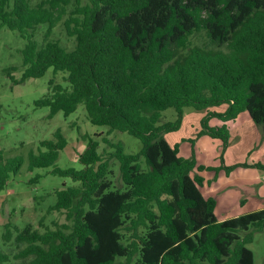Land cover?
<instances>
[{
    "label": "trees",
    "instance_id": "16d2710c",
    "mask_svg": "<svg viewBox=\"0 0 264 264\" xmlns=\"http://www.w3.org/2000/svg\"><path fill=\"white\" fill-rule=\"evenodd\" d=\"M41 24L39 43L33 30ZM57 25L72 48L49 38ZM2 26L26 38L14 83L49 68L63 72L65 85L52 77L35 100L49 117L82 103L91 123L127 132L141 148L125 153L121 142L103 138L119 163L115 185L93 135H82L80 169L56 165L68 143L60 129L40 140L28 169L53 166L52 173L70 177L48 208L66 222L43 229L27 223L15 235L5 223L10 246L0 249V264H254L246 246L252 232H241L264 229V207L217 219L215 199L200 189L204 178L191 172L218 167L179 155L164 133L177 130L191 107L206 112L199 134L225 146L226 122L247 111L264 143V0H0ZM168 108L176 118L162 122ZM213 117L221 123L210 125ZM23 161L0 148V191ZM237 165L264 171L258 162L223 168L229 174Z\"/></svg>",
    "mask_w": 264,
    "mask_h": 264
},
{
    "label": "rangeland",
    "instance_id": "374dc122",
    "mask_svg": "<svg viewBox=\"0 0 264 264\" xmlns=\"http://www.w3.org/2000/svg\"><path fill=\"white\" fill-rule=\"evenodd\" d=\"M46 27L47 24H41L33 30V38L39 43L45 41ZM49 38L58 40L68 49L74 45L73 39L66 35L61 25L53 29ZM25 43L26 38L18 31L6 26L1 27L0 148L6 156L20 155L24 159L19 172L11 176L5 188L0 191V249L3 251H8L10 246V243L3 239L5 223H9L15 235L16 230L22 229L27 223L43 229L45 226L53 227V222H66L62 211L48 208L56 201L55 190L72 184L70 177L52 173L53 166L36 167L31 171L28 169V153L31 150L37 151L40 140L51 138L53 132L60 129L68 143L60 150L56 165L61 168L80 169L82 164L78 160V153L85 147L82 135H93L99 141L98 152L108 159L111 170L108 177L115 185L119 183V163L110 156L112 148L103 138L111 142H121L125 153H136L141 148L137 137L118 130L108 133L106 125L91 123L82 103L67 116H64L62 111H57L49 117V107L37 106L35 100L47 92L48 81L52 77L54 82L65 85L64 74L58 72L53 75L52 68H49L40 77H30L23 82L14 83L13 78L19 79L24 70L22 49ZM10 68L12 76L8 74ZM205 115V111L185 107L179 128L164 133L165 140L170 145H179V155L188 153L185 157L193 155L196 161L198 159L207 165L218 167L202 172L210 184H205L204 189H201L204 196H212L215 199L217 219L237 216L259 205L264 206L263 188L258 192L255 187H249L251 180L246 183L235 177L230 178L223 168L224 165L237 163L252 164V161L264 164L262 127L248 118L247 111H243L241 115L238 114L236 123L229 120L226 122L229 126V138L227 145L223 146L219 139L199 134ZM175 118V110L168 108L163 111L161 121H174ZM218 121V118L213 117L209 119V124L216 125ZM196 170L194 169L191 175H194ZM245 170H255L256 172H253L260 175V179L255 181L259 184L264 182V171L251 165H237L234 174ZM36 176L37 180H30ZM248 232H252V239L246 246L253 252L254 264H264V229L253 231L250 227L248 231L241 232V236Z\"/></svg>",
    "mask_w": 264,
    "mask_h": 264
},
{
    "label": "crops",
    "instance_id": "0c3cea01",
    "mask_svg": "<svg viewBox=\"0 0 264 264\" xmlns=\"http://www.w3.org/2000/svg\"><path fill=\"white\" fill-rule=\"evenodd\" d=\"M242 113L243 112L239 113V115H241ZM239 115H237V116H239ZM248 118L250 119V117H248ZM237 119H238V117H236L233 120H229V121H234V123H236ZM220 123H221V120H219L218 122H216V124H220ZM262 136H263V134H262ZM179 151H180V149H179ZM187 155H188V153L186 155H184V157L187 156ZM252 163H254V161H252ZM197 164H203V165H206L207 166V164L203 163V161H199L198 159H197ZM204 171L205 170H201V171L196 170V171H194L195 173L201 174V176L204 178L203 185L200 187V189H204L205 184H208V185L210 184V182L209 181H206L205 177L202 175V172H204ZM253 171H255V170H253ZM253 171L252 170H248V171L245 170L244 172H239L237 174H234V169H233L229 174H226V173L225 174L228 177H230V178L231 177H235V179L242 180V181H244L246 183L249 182L248 180H251L249 182V187H255L257 189V191L259 192L261 190V188L264 189V182H262L261 184H259L258 182H256L255 180H257L258 178L260 179V175H258L257 173H255L256 171L255 172H253ZM245 175H247V177H245ZM253 181H255V182H253ZM209 188H211V187H209ZM263 207H264L263 205H259V207L255 208V209H252V210H256V209L263 208ZM252 210H248V211H252ZM235 215H237V214H235Z\"/></svg>",
    "mask_w": 264,
    "mask_h": 264
}]
</instances>
